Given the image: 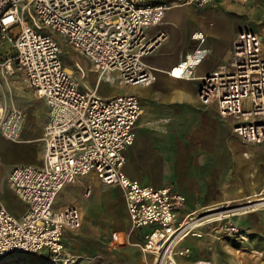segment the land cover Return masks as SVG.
I'll list each match as a JSON object with an SVG mask.
<instances>
[{"label":"built area","instance_id":"built-area-1","mask_svg":"<svg viewBox=\"0 0 264 264\" xmlns=\"http://www.w3.org/2000/svg\"><path fill=\"white\" fill-rule=\"evenodd\" d=\"M213 1L0 0V46L12 47L0 55V134L19 141L26 119L11 98L9 79L15 74H21L48 105L42 165H17L8 176L14 194L26 205L25 212L16 217L0 201V258L44 250L62 256L64 233L78 230L82 217L75 206H58L56 198L64 185L90 172L119 188L131 231L150 229L138 245L154 257L155 264L175 263L176 257L188 255L189 249L180 243L190 235L200 236L199 227L212 221L204 214L182 213L186 198L172 187L142 185L124 173V151L134 141L141 102L134 94L103 98L98 83L105 79L121 86L151 85L155 71L143 58L157 50L167 34L150 29L161 25L172 7H204ZM57 35L91 61L97 74L92 87L81 85L65 67ZM190 38L193 48L167 74L199 79L197 98L204 106L220 117L233 118V131L244 140L263 142L261 36L247 27L240 29L227 56L203 75L197 70L210 55L207 33L196 30ZM229 215L218 219L220 231L241 237ZM116 235L112 237L117 240Z\"/></svg>","mask_w":264,"mask_h":264},{"label":"crops","instance_id":"crops-1","mask_svg":"<svg viewBox=\"0 0 264 264\" xmlns=\"http://www.w3.org/2000/svg\"><path fill=\"white\" fill-rule=\"evenodd\" d=\"M166 1L183 0H147L148 3ZM243 27L258 33L264 43V0H215L204 7H172L166 11L162 24L150 29L151 33L166 32V39L143 58L154 69L156 80L149 86L117 83L123 89L113 90L116 82L103 79L98 94L103 98L134 94L140 99L142 113L134 141L124 151L123 171L130 179L156 188L170 186L180 192L186 198L184 214L262 203L250 210L232 212L228 217L240 230L241 237L261 239L264 238V141L244 140L233 131V118L220 117L204 106L197 98L199 79L182 80L167 74L193 48L190 36L194 31L207 33L210 55L197 70V75H203L214 62L227 56ZM56 37L60 43V36ZM70 48L68 51L61 48V58L63 53L69 56L66 64L62 59L63 64L81 85L93 86L97 74L91 61ZM11 80V98L25 110L26 119L19 141L0 134V201L14 216L21 217L26 205L14 194L8 176L17 165H42L48 105L26 80L19 86L18 75ZM103 81L110 89L101 94L99 87ZM38 142L41 146L33 152ZM66 187L74 195L66 196ZM56 204L75 206L82 217L78 230L64 233L63 257L70 261L80 258L79 263L93 258L99 264H151L152 255L142 253L136 245L143 242L145 228L128 232L129 218L119 188L102 183L94 172L64 185ZM219 226L220 223L204 224L198 229L200 236L186 237L180 247L188 248L189 253L176 257V262L193 264L204 259L207 252H214L221 242ZM114 232L117 240L111 241Z\"/></svg>","mask_w":264,"mask_h":264},{"label":"rangeland","instance_id":"rangeland-1","mask_svg":"<svg viewBox=\"0 0 264 264\" xmlns=\"http://www.w3.org/2000/svg\"><path fill=\"white\" fill-rule=\"evenodd\" d=\"M60 36V46L62 50L68 51L70 48L69 44L66 42L65 38H61ZM58 39V38H57ZM6 51H12V47L10 45L0 46V55L5 53ZM68 57L67 54L63 53L62 59L64 63H68ZM71 67V66H70ZM18 75V86L23 85L26 83L25 79L21 77L19 73ZM78 75V74H77ZM16 76V74L14 75ZM13 77V76H12ZM11 77V78H12ZM24 79V80H23ZM11 80V79H9ZM22 83V84H21ZM100 82L98 83V85ZM92 87V85H91ZM113 90H122L118 84H113ZM5 88V87H4ZM100 93L103 94V92H106L108 89H110L107 84L103 81L100 85ZM5 92L7 93V89L5 88ZM7 95V94H6ZM8 99V97H7ZM25 111V110H24ZM26 114V113H25ZM40 119H43V116H40ZM41 144L38 142L33 147V152L40 147ZM96 178V177H93ZM105 186V185H104ZM68 187L64 189V192L66 196L70 197L73 194L72 190H67ZM81 202H84L85 200L80 199ZM264 201V200H262ZM255 203V202H254ZM249 204H245L244 206H248ZM244 206H231L230 209H241ZM215 210V209H212ZM204 211L201 213H198L196 215H209L211 214L210 211ZM218 212V211H217ZM221 221L214 220L211 222L213 226L218 225ZM145 232H149L150 229L146 227L144 229ZM128 232H131V229H129ZM213 233V232H212ZM220 243L216 246L214 249V252H207V256L204 259L201 260H209L212 263L216 264H258L263 258H264V238H257V237H251V238H243V237H227L222 232H220ZM113 237L111 236V241H113ZM186 241V240H185ZM240 241H244L242 243H239ZM139 250L141 251L138 244H136ZM185 245H188L187 243ZM142 252V251H141ZM47 252H33V253H23V254H13L9 255L3 258H0V264H99V262L96 263V261L93 258H87L86 262H78L81 260L78 258L74 259V261L68 260L67 257L59 256H49ZM143 253V252H142ZM104 263H108L109 261L104 260ZM151 264H155L154 257L151 256Z\"/></svg>","mask_w":264,"mask_h":264},{"label":"bare ground","instance_id":"bare-ground-1","mask_svg":"<svg viewBox=\"0 0 264 264\" xmlns=\"http://www.w3.org/2000/svg\"><path fill=\"white\" fill-rule=\"evenodd\" d=\"M187 9V8H186ZM186 11V10H185ZM174 81V80H173ZM173 85V84H172ZM254 194V193H253ZM213 203V202H212ZM216 204H218V203H216ZM261 205H263L262 203L260 204V203H257V204H249L248 206H244V207H242L241 209H253L254 207H256V206H261ZM211 206V205H210ZM207 207V206H206ZM212 207V206H211ZM204 208V207H203ZM219 208V207H218ZM221 209V208H220ZM219 209V211L217 212V210H212V211H210L211 212V214H209V215H207V216H209V219H208V221L209 222H211V221H213V220H218V219H221V218H223L224 216H225V214L226 213H232V212H234V213H237L238 211H240V209H221L220 210ZM211 210V209H210ZM254 211V210H253ZM93 221V220H92ZM207 221V220H206ZM171 264H179V263H177V262H175V263H171ZM258 264H264V258L258 263Z\"/></svg>","mask_w":264,"mask_h":264}]
</instances>
